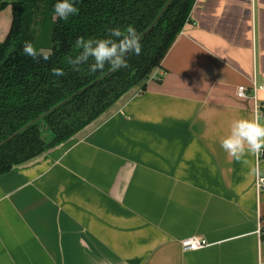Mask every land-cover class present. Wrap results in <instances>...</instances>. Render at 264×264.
<instances>
[{
  "label": "crops",
  "instance_id": "crops-1",
  "mask_svg": "<svg viewBox=\"0 0 264 264\" xmlns=\"http://www.w3.org/2000/svg\"><path fill=\"white\" fill-rule=\"evenodd\" d=\"M190 16L143 90L0 174V264H264V159L221 147L255 116L235 92L264 80V0H195ZM190 236L209 245L183 251Z\"/></svg>",
  "mask_w": 264,
  "mask_h": 264
},
{
  "label": "trees",
  "instance_id": "trees-1",
  "mask_svg": "<svg viewBox=\"0 0 264 264\" xmlns=\"http://www.w3.org/2000/svg\"><path fill=\"white\" fill-rule=\"evenodd\" d=\"M168 0H77V15L67 22L53 20L56 0H1L0 10L11 7L12 21L0 42V141L50 107L112 69L90 73L88 65L73 71L66 57L75 56V41L103 39L108 29L133 25L141 33ZM195 0H172L154 27L141 38L142 53L126 57L118 68L48 113L40 121L0 146V174L49 148L67 141L97 119L134 86L143 90L148 79L181 32L191 21ZM51 50L48 61L24 55V42ZM60 68L64 75H52ZM163 72L157 74L161 79Z\"/></svg>",
  "mask_w": 264,
  "mask_h": 264
},
{
  "label": "clouds",
  "instance_id": "clouds-1",
  "mask_svg": "<svg viewBox=\"0 0 264 264\" xmlns=\"http://www.w3.org/2000/svg\"><path fill=\"white\" fill-rule=\"evenodd\" d=\"M77 0H56L53 8V20L59 19L67 22L70 17L79 12ZM109 35L103 39L78 38L75 41V56L66 57L67 64L73 71H80L83 65H88L90 73L103 71L106 66L113 70L127 68L126 57L139 56L142 53L141 34L133 25L121 28L108 29ZM24 55L34 61H48L51 50L36 48L31 42L23 45ZM52 75L61 77L64 71L60 68L53 69ZM223 150L236 161H244L247 154L260 155L264 153V113L257 112L251 119L235 120L230 129V134L221 141Z\"/></svg>",
  "mask_w": 264,
  "mask_h": 264
},
{
  "label": "built area",
  "instance_id": "built-area-1",
  "mask_svg": "<svg viewBox=\"0 0 264 264\" xmlns=\"http://www.w3.org/2000/svg\"><path fill=\"white\" fill-rule=\"evenodd\" d=\"M155 76V73L153 74ZM157 77V76H156ZM264 91V80L261 82L252 81L250 86L238 85L236 88V97L239 99L250 98L253 101V110L255 114L257 112H263L264 103H260L258 99V92ZM259 157L264 159V154H260ZM255 187L258 191L264 190V177L257 175L255 179ZM257 233L261 238V243L264 244V228H258ZM209 245V242L202 237L190 236L180 240V246L183 251H195L204 248Z\"/></svg>",
  "mask_w": 264,
  "mask_h": 264
},
{
  "label": "water",
  "instance_id": "water-1",
  "mask_svg": "<svg viewBox=\"0 0 264 264\" xmlns=\"http://www.w3.org/2000/svg\"><path fill=\"white\" fill-rule=\"evenodd\" d=\"M172 2V0H168L165 5L162 7V9L159 11V13L157 14V16L154 18V20L152 21V23L149 25L148 28H146L145 30H143L140 34H141V38L146 35L156 24V22L160 19V17L162 16V14L164 13V11L166 10V8L169 6V4ZM117 70V69H115ZM113 69H110L109 71L103 73L102 75H100L98 78H96L94 81L90 82L89 84H87L86 86L80 88L79 90H77L75 93H73L72 95L68 96L67 98H65L64 100L60 101L59 103L55 104L54 106L50 107L48 110H46L45 112L41 113L39 116L35 117L34 119H32L31 121L27 122L25 125H23L22 127H20L18 130L14 131L13 133H11L9 136H7L5 139L0 141V146L3 145L4 143H6L8 140L12 139L13 137H15L17 134H19L20 132L24 131L25 129H27L29 126H31L32 124L40 121L44 116H46L48 113L52 112L53 110L57 109L58 107H60L61 105H63L64 103H66L67 101H69L73 96L83 92L84 90H86L88 87L92 86L94 83H96L97 81L103 79L104 77H106L109 73L115 71Z\"/></svg>",
  "mask_w": 264,
  "mask_h": 264
},
{
  "label": "rangeland",
  "instance_id": "rangeland-1",
  "mask_svg": "<svg viewBox=\"0 0 264 264\" xmlns=\"http://www.w3.org/2000/svg\"><path fill=\"white\" fill-rule=\"evenodd\" d=\"M1 1V0H0ZM8 1V0H7ZM9 1H11V0H9ZM3 10H5V9H3ZM11 7L9 6L7 9H6V11L2 14V15H7L8 14V16H12V14H11Z\"/></svg>",
  "mask_w": 264,
  "mask_h": 264
}]
</instances>
